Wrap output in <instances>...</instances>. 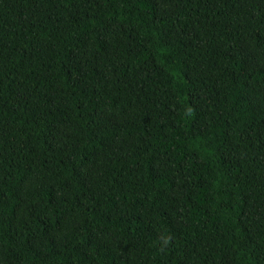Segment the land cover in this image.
<instances>
[{"label":"trees","instance_id":"trees-1","mask_svg":"<svg viewBox=\"0 0 264 264\" xmlns=\"http://www.w3.org/2000/svg\"><path fill=\"white\" fill-rule=\"evenodd\" d=\"M0 264H264V0H0Z\"/></svg>","mask_w":264,"mask_h":264}]
</instances>
